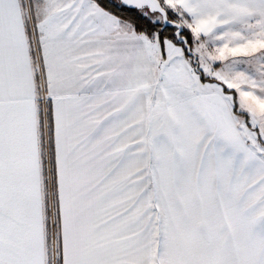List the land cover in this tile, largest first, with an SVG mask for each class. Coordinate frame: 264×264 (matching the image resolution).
I'll return each instance as SVG.
<instances>
[{
    "label": "snow or ice",
    "instance_id": "snow-or-ice-1",
    "mask_svg": "<svg viewBox=\"0 0 264 264\" xmlns=\"http://www.w3.org/2000/svg\"><path fill=\"white\" fill-rule=\"evenodd\" d=\"M0 264H264V0H0Z\"/></svg>",
    "mask_w": 264,
    "mask_h": 264
}]
</instances>
